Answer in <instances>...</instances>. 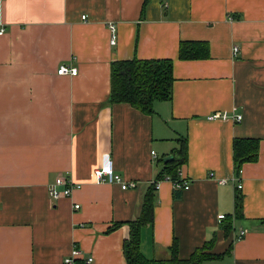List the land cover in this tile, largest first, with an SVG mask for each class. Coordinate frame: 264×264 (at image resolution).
<instances>
[{
	"label": "crops",
	"instance_id": "1",
	"mask_svg": "<svg viewBox=\"0 0 264 264\" xmlns=\"http://www.w3.org/2000/svg\"><path fill=\"white\" fill-rule=\"evenodd\" d=\"M143 5L0 0V264H63L74 245L90 264H127L128 223L185 139L179 176L190 189L175 200L173 182H160L144 255L168 259L176 240L187 259L213 241L221 258L204 264H264V0ZM183 41L207 42L209 57L181 60ZM133 59L173 61L172 99L152 115L110 103L112 62ZM61 65L78 74L58 75ZM214 113L223 117L209 121ZM248 138L259 140V156L237 177L234 141ZM106 154L135 188L95 181ZM60 176L81 189L53 201L48 188ZM237 181L244 212L226 237L218 219L233 217Z\"/></svg>",
	"mask_w": 264,
	"mask_h": 264
},
{
	"label": "trees",
	"instance_id": "2",
	"mask_svg": "<svg viewBox=\"0 0 264 264\" xmlns=\"http://www.w3.org/2000/svg\"><path fill=\"white\" fill-rule=\"evenodd\" d=\"M151 0H144L143 12ZM210 47L203 41H183L179 46L181 60H203L209 57ZM174 64L172 60H140L113 61L111 67V99L110 103L128 104L141 112L152 115L155 102L170 101L173 96ZM179 161L164 164L161 173L152 184L150 191L145 195L141 211L136 220L129 222L130 235L124 242V254L127 264H204L208 260H217L220 255L212 253L213 241L197 249L189 258L179 256L178 242L175 240L170 249L168 259H148L142 251V231L144 228H153L154 210L156 205L157 184L164 180L181 183L179 169L188 161V142L181 140ZM258 139H236L234 141L235 175L240 177L242 166L254 162L259 156ZM174 199L180 198V191L174 189ZM235 211L233 217L225 218L220 222L226 237L233 231V220L243 217L244 201L241 190L236 188ZM120 225H115L114 229ZM232 247H230V252ZM228 252V251H227Z\"/></svg>",
	"mask_w": 264,
	"mask_h": 264
},
{
	"label": "built area",
	"instance_id": "3",
	"mask_svg": "<svg viewBox=\"0 0 264 264\" xmlns=\"http://www.w3.org/2000/svg\"><path fill=\"white\" fill-rule=\"evenodd\" d=\"M109 29L111 33L110 44L112 46H115L118 42L117 28L115 25H109ZM3 34H4V30L0 29V36ZM237 52H238V48H235L234 53L236 54ZM77 74H78V69L75 67H71L69 65H61L58 70V75L76 76ZM222 117L223 115L221 113H214L208 117V120L215 121L221 119ZM233 119H235L237 122H241L243 120V116L236 115L235 117H233ZM103 159H104L103 165L94 171V178L97 183L119 184L121 185L122 190H128L136 187V184L125 181L123 177H121L119 174H117L114 171L108 154L104 155ZM221 183L226 184V181L224 180ZM237 183L238 185L236 186V188L238 190H242V184L239 181H237ZM159 185L160 183L157 184V188ZM173 185L176 191L184 192L190 189V182L187 180H183V182L181 183L180 182L174 183ZM79 189H81V185L73 183L67 177L60 176L57 177L54 183L49 186L48 194L53 201H59L63 198H69L70 196H72L75 190H79ZM74 209L76 210L80 209V205L75 204ZM224 218L225 215H221L218 220L221 221ZM240 235L241 237H244L245 232L241 231ZM79 261H82L86 264H90L93 261V258L91 257L85 258L83 251L77 245H74L71 253L64 258L63 264H78Z\"/></svg>",
	"mask_w": 264,
	"mask_h": 264
},
{
	"label": "water",
	"instance_id": "4",
	"mask_svg": "<svg viewBox=\"0 0 264 264\" xmlns=\"http://www.w3.org/2000/svg\"><path fill=\"white\" fill-rule=\"evenodd\" d=\"M174 161V157L173 156H169L167 158L164 159V164H168Z\"/></svg>",
	"mask_w": 264,
	"mask_h": 264
}]
</instances>
